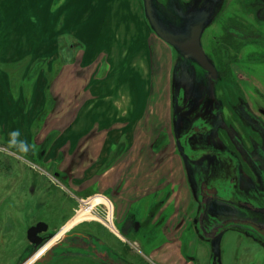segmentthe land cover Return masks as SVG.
Here are the masks:
<instances>
[{"label": "rangeland", "instance_id": "obj_1", "mask_svg": "<svg viewBox=\"0 0 264 264\" xmlns=\"http://www.w3.org/2000/svg\"><path fill=\"white\" fill-rule=\"evenodd\" d=\"M16 1L20 0H12L11 6L16 7ZM142 6V0L141 3L140 0H45V4H42L45 18L41 13L26 9L23 14L29 11L31 15L24 20V24L32 25H28L27 31L31 34L30 42L33 45L44 39L46 44L53 47L47 45L45 56L41 58V63L46 62L44 66H47L46 81L51 83L47 84L45 90L48 91L50 85L56 93L75 92L77 87L83 86V82L79 83L80 79L92 75L94 71V76L100 71L102 74L107 72L112 78L111 92L141 93L142 131L135 142L139 143L138 139L145 140L148 146L152 141L159 149L165 136L162 134L165 132L163 127L171 111L169 92L173 54L150 29ZM232 8H237L236 14L232 13L236 18L233 25L237 23L238 28L252 25L253 37L244 36L243 39L238 36L237 44L227 51V60H235V63L232 67L220 68L222 75H228V78L219 80V88L227 97L224 99L226 106L236 101L233 99L245 100L264 120V19L257 18L255 10L253 19L251 15L246 16V12L239 10V7ZM38 17H41L39 22L45 21L42 25L44 31L41 28L39 30L40 35L33 25ZM219 24L213 22L206 31L205 37L210 40L206 44L208 48L218 47L211 39L220 27ZM91 54H94L95 61L82 68L81 63L85 62L82 59H89ZM104 60H108L109 65L103 69ZM40 69L32 72L38 73ZM7 70L8 75L16 77L23 71V67L18 65ZM15 86H12V91ZM56 101L55 95L47 99V106L39 119L40 124L37 130L33 128V137L29 136L30 145L35 147L26 157H21L14 150H7V143L0 133V264H22L31 254L33 247L26 238V230L31 225L42 221L48 226L41 233L42 236L55 233L65 224L66 218L87 206L82 202L86 197H77L76 190L67 182L68 175L60 169L62 166L59 158L64 151L58 146L54 147L60 133H48L39 142L35 139L43 127L42 123L49 119L46 117L53 115ZM145 112L148 114L144 115ZM57 120L58 125L64 121L63 118ZM122 138L125 139L124 136ZM131 145L133 143H129ZM119 146L113 152L114 156L121 152ZM72 150L68 148L65 153ZM56 155L59 162L54 159ZM101 197L106 198L103 195ZM111 206L112 215L109 220L115 230L107 227L104 221L108 208L98 204L89 213L98 216L100 221L85 220L75 225L66 232V240L63 236L59 238L55 243L62 241L61 244L48 248L32 264H107L92 255V249L78 247L81 241L73 237L76 233L91 237L96 243L95 251L100 254L109 252L117 264H121L120 260L130 264H155L146 256L152 247L150 243L144 249L134 240L128 242L131 248L123 246L124 242L117 236L119 226L115 218L119 217L120 212ZM190 211L192 216L195 211L192 201ZM171 235L166 236V243L158 249L155 257L151 256L159 264H195L196 259L200 261V258L203 264L204 258H208L207 249L206 252L198 249L195 254L192 238L189 241V256L183 257L178 244L170 242ZM236 236V233L231 232L223 240L220 249L222 264H264V250L246 239L236 241Z\"/></svg>", "mask_w": 264, "mask_h": 264}, {"label": "flooded vegetation", "instance_id": "obj_2", "mask_svg": "<svg viewBox=\"0 0 264 264\" xmlns=\"http://www.w3.org/2000/svg\"><path fill=\"white\" fill-rule=\"evenodd\" d=\"M152 5L161 30L168 34H190L196 30L195 26H204L200 44L216 68L217 76L213 78L197 61L161 39L148 23L173 54L171 111L163 127L165 136L159 149L152 141L147 146L142 140L136 152L144 157L153 155L178 160L185 195L179 198L181 184L177 182L173 191L178 190V193L167 208H162L159 204L172 196V190L160 195L152 191L151 198L158 200L144 216L135 220L127 207L119 217L115 215L119 226L117 236L125 248H131L128 242L132 240L142 249L150 243L152 247L146 256L155 264L159 262L152 257L166 243L168 234H172L169 240L178 244L183 257L189 256L191 238L195 254L198 249H207L208 258H204L203 264H222L220 249L231 232L238 235L236 241L246 239L264 250V120L245 100L233 99L236 101L226 106L227 97L219 88V80L228 78L222 75L220 68H229L235 63V60H227V51L237 44L238 36L253 37L252 25L245 28L236 27L237 23L233 25L236 18L232 13L236 14L237 8L232 7H239L253 19L255 10L257 18L264 19V0H153ZM208 19L211 20L205 25ZM216 21L220 27L211 40L218 47L208 48L206 44L210 40L205 34ZM191 201L195 205L192 216ZM73 237L80 239L78 247L92 249V255L107 264H117L109 252L95 251L96 243L91 237L81 233ZM63 238L66 240L67 235ZM202 260L196 259L195 264H202Z\"/></svg>", "mask_w": 264, "mask_h": 264}, {"label": "crops", "instance_id": "obj_3", "mask_svg": "<svg viewBox=\"0 0 264 264\" xmlns=\"http://www.w3.org/2000/svg\"><path fill=\"white\" fill-rule=\"evenodd\" d=\"M16 2L15 7L11 6L12 0H0V133L3 140L8 143V134L19 130L20 139L28 140L30 145L29 136L33 137L34 130L40 124L46 101L55 95L57 101L53 115L46 117L49 119L42 123L43 127L35 139L39 142L48 133H60L54 147L62 148L64 153L60 158L56 155L54 159H60V169L68 175L67 182L76 190L77 197L103 195L115 211L119 209L122 213L127 207L128 212L134 214L135 220L144 216L158 200L151 198L152 191H158L160 195L172 190V196L159 204L162 208H167L172 197L178 193V190L173 191L177 182L181 184L179 198L184 197L183 174L179 162L153 155L144 157L136 152L141 141H135L142 131L140 92H111L112 78L107 72L102 74L101 71L98 75L94 76V71L92 75L80 79L79 83L83 82L84 87H77L75 92L56 93L50 85V90H45L47 84L51 83L46 81L47 66H44L46 62L41 63V58L45 56L47 45L53 47L46 44L44 39L36 45L30 42L31 34L27 31L28 25H31L30 20L27 21L29 24H24L30 13L28 11L23 14L26 9H31L45 18L46 12L42 9L45 0ZM40 20L41 17H38L34 20L36 25L32 23L39 35L40 28L44 31L42 25L45 23ZM94 54H91L90 61V58L82 59L85 61L81 63L82 68L95 61ZM18 65L23 67V71L16 77L8 75L7 69ZM108 65L109 61L104 60L103 69ZM37 68H41L40 71L33 73ZM15 84L16 93H13L12 86ZM59 118L64 121L58 125L56 122H59ZM131 142L133 145L129 146ZM118 146L121 152L114 156L113 152ZM68 148L73 150L65 153ZM70 218H66V222Z\"/></svg>", "mask_w": 264, "mask_h": 264}, {"label": "water", "instance_id": "obj_4", "mask_svg": "<svg viewBox=\"0 0 264 264\" xmlns=\"http://www.w3.org/2000/svg\"><path fill=\"white\" fill-rule=\"evenodd\" d=\"M143 1V8H144V15L150 24L152 30L164 41L170 43L171 45L175 46L179 49L181 53L190 58L197 61V63L206 71L209 72L213 78H216L217 70L212 64V62L207 58L206 54L204 53L201 44H200V34L203 29V25H197L194 28L196 30L193 33L188 34H181V35H171L167 32L161 30L158 19L155 15L154 8L152 5L153 0H142ZM205 17V19H207ZM204 18L200 19V22H203ZM211 19H208L205 23L207 25ZM48 228L45 222L39 221L34 225H31L26 230V238L32 244V252L31 254L25 259L27 261L31 258L37 251L40 249L48 240H50L55 234H49L46 236H42L41 233L46 231ZM65 234L63 235V237ZM58 243H54L52 246H56ZM24 261V262H25ZM23 262V263H24ZM22 263V264H23Z\"/></svg>", "mask_w": 264, "mask_h": 264}, {"label": "bare ground", "instance_id": "obj_5", "mask_svg": "<svg viewBox=\"0 0 264 264\" xmlns=\"http://www.w3.org/2000/svg\"><path fill=\"white\" fill-rule=\"evenodd\" d=\"M82 202L86 203L87 206L78 210L74 214V216H72L64 225H62V227L56 232V234L50 240H48L40 249H38V251L31 258H29L23 264H32L35 261V259H37L48 248H50L59 238H61L64 234H66V232L69 229L79 224L80 222L85 221V220L100 221L98 216L96 215L94 216L93 214L89 213V210L93 209L98 204L104 205L108 208V210L105 213L106 219L104 221L107 227L109 226L113 230H115L114 225L110 223L111 220H109V218H111V215H112V206L109 200L101 197V195H97V196L88 197L85 200H82Z\"/></svg>", "mask_w": 264, "mask_h": 264}, {"label": "clouds", "instance_id": "obj_6", "mask_svg": "<svg viewBox=\"0 0 264 264\" xmlns=\"http://www.w3.org/2000/svg\"><path fill=\"white\" fill-rule=\"evenodd\" d=\"M8 135L7 150H14L21 157H26L27 153L35 147L34 145H29L27 141L20 139L21 133L19 130H13Z\"/></svg>", "mask_w": 264, "mask_h": 264}]
</instances>
